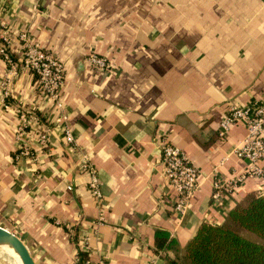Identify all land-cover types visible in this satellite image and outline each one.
Returning a JSON list of instances; mask_svg holds the SVG:
<instances>
[{
    "label": "crops",
    "instance_id": "0c3cea01",
    "mask_svg": "<svg viewBox=\"0 0 264 264\" xmlns=\"http://www.w3.org/2000/svg\"><path fill=\"white\" fill-rule=\"evenodd\" d=\"M0 21L28 31L61 61L60 97L75 140L65 144L52 102L20 70L13 107L4 110L0 96V227L24 242L36 264H73L76 233L88 238L93 261L168 264L202 225H220L246 194L264 193L262 176L212 199L214 176L233 180L247 167L234 153L244 125L221 141L217 131L230 106L264 100V0H0ZM10 51L17 61V36ZM91 53L111 70L92 71ZM4 72L0 58V82ZM18 107L39 116L30 130L48 137L35 166L15 157ZM164 139L199 170L181 221L162 175ZM82 156L97 172L99 204Z\"/></svg>",
    "mask_w": 264,
    "mask_h": 264
},
{
    "label": "built area",
    "instance_id": "2783aa9c",
    "mask_svg": "<svg viewBox=\"0 0 264 264\" xmlns=\"http://www.w3.org/2000/svg\"><path fill=\"white\" fill-rule=\"evenodd\" d=\"M13 36H17L21 51L17 61L10 51ZM0 58L5 65V72L0 82L3 109L7 111L13 107V84L20 70L31 72L37 79L41 94L53 104L56 111L54 124L61 128L65 144L74 146L75 140L68 127V116L60 97L65 81L61 61L49 53L28 31H11L2 21H0ZM85 62L92 71L100 75L111 70L110 62L95 53L89 54ZM16 113L19 126L16 134L15 157L26 158L35 166L48 147V137L46 134H36L30 130L29 124L38 123L39 116L21 107L16 108ZM240 124L244 125L246 134L236 144L234 153L247 162V167L240 177L233 180L223 181L214 176L212 199L217 203L224 195L232 194L238 183L264 176V168L260 164L264 158V100L249 106H230L218 125L219 140L226 139L231 129ZM34 142L38 143L37 147L34 146ZM160 153L163 179L172 198V212L177 220L181 221L190 209L191 200L198 190L199 170L178 146L167 139L160 143ZM79 166L88 174L90 178L88 188L95 203L99 204L102 195L96 170L85 156L81 157ZM78 245L79 249L73 258V264H110L102 259L93 261L90 258L91 249L87 237L80 238ZM80 252L85 253L86 257H80ZM149 264H156V262Z\"/></svg>",
    "mask_w": 264,
    "mask_h": 264
},
{
    "label": "trees",
    "instance_id": "16d2710c",
    "mask_svg": "<svg viewBox=\"0 0 264 264\" xmlns=\"http://www.w3.org/2000/svg\"><path fill=\"white\" fill-rule=\"evenodd\" d=\"M72 237L79 244L80 236ZM163 243L156 242L157 248H163ZM168 264H264V193L246 194L220 225H202L181 257Z\"/></svg>",
    "mask_w": 264,
    "mask_h": 264
},
{
    "label": "water",
    "instance_id": "95a60500",
    "mask_svg": "<svg viewBox=\"0 0 264 264\" xmlns=\"http://www.w3.org/2000/svg\"><path fill=\"white\" fill-rule=\"evenodd\" d=\"M0 239L6 241L14 249L22 264H36L24 242L14 233L0 227Z\"/></svg>",
    "mask_w": 264,
    "mask_h": 264
},
{
    "label": "bare ground",
    "instance_id": "6f19581e",
    "mask_svg": "<svg viewBox=\"0 0 264 264\" xmlns=\"http://www.w3.org/2000/svg\"><path fill=\"white\" fill-rule=\"evenodd\" d=\"M0 248L4 250L7 254H9L11 257H13L18 262V264H22V261L20 260L18 254L6 241L2 239H0Z\"/></svg>",
    "mask_w": 264,
    "mask_h": 264
},
{
    "label": "rangeland",
    "instance_id": "374dc122",
    "mask_svg": "<svg viewBox=\"0 0 264 264\" xmlns=\"http://www.w3.org/2000/svg\"><path fill=\"white\" fill-rule=\"evenodd\" d=\"M0 264H16V263L9 254H7L4 250L0 248Z\"/></svg>",
    "mask_w": 264,
    "mask_h": 264
}]
</instances>
